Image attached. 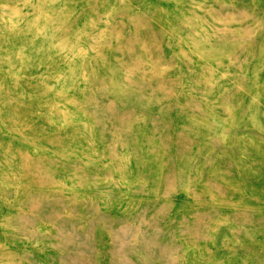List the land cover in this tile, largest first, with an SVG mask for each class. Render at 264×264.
Masks as SVG:
<instances>
[{
	"label": "rangeland",
	"instance_id": "374dc122",
	"mask_svg": "<svg viewBox=\"0 0 264 264\" xmlns=\"http://www.w3.org/2000/svg\"><path fill=\"white\" fill-rule=\"evenodd\" d=\"M0 264H264V0H0Z\"/></svg>",
	"mask_w": 264,
	"mask_h": 264
}]
</instances>
